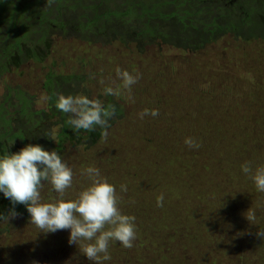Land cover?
Returning a JSON list of instances; mask_svg holds the SVG:
<instances>
[{
  "label": "rangeland",
  "instance_id": "obj_1",
  "mask_svg": "<svg viewBox=\"0 0 264 264\" xmlns=\"http://www.w3.org/2000/svg\"><path fill=\"white\" fill-rule=\"evenodd\" d=\"M263 56L264 41H243L230 34L210 43L200 53L172 46H150L139 53L135 45L91 44L57 35L43 62L29 60L0 74V102L7 87L19 88L34 97L36 110L48 111L49 96L44 85L49 73L82 75L91 96L101 98L99 92L113 82L117 66L139 72L141 79L131 92L115 97L125 110L124 120L115 130L131 128L135 149L145 150L143 163H136L129 175H114L112 165H126L125 148L118 150L111 161L104 144L67 143L62 152L76 173L69 194L74 195L86 183L80 171L88 165L98 166L117 185L127 184L128 191L120 193L121 207L137 217V239L132 248L115 242L114 253L109 248L112 259L104 264H157L142 263L140 259L160 246L156 242L142 246L147 237L143 229L147 226H154L158 237L168 240L162 246L167 264H264V238L257 235L264 231V193L258 192L241 171V164L246 161H251L253 167L264 164V126L259 128L254 125L258 122L249 123L239 115L254 106L261 109L254 97L264 104ZM196 76L200 77L206 100H179L174 95L180 94L176 91L190 96L192 90L186 83H192ZM10 98L18 101L15 93ZM146 108L158 109L163 119L156 120L151 115L141 119L139 113ZM219 108L233 111L219 113ZM193 110H203V114L211 111L214 115H207L208 121H199L209 122L201 125L192 116ZM242 119L246 123L240 122ZM164 121L172 127L168 136L158 137V141L151 138L146 143L162 144V155L177 154L178 159L172 168L160 173L147 160L156 153L154 144L145 148L139 136L147 127L161 130ZM186 137H193L200 146L189 147L184 142ZM141 166L143 170L138 171ZM56 195L50 184L45 185L42 196L46 201ZM160 195L164 197L163 207L157 206ZM222 210L225 216L220 218ZM150 214L159 221L168 216L165 223L169 227L162 226L160 223L164 222L158 223ZM252 214L255 219L249 221L247 215ZM174 221L179 224L167 223ZM169 231L175 236L173 240ZM69 234L68 229L41 232L31 224L30 214L2 221L0 264H94L81 253L79 245L69 244Z\"/></svg>",
  "mask_w": 264,
  "mask_h": 264
},
{
  "label": "trees",
  "instance_id": "obj_2",
  "mask_svg": "<svg viewBox=\"0 0 264 264\" xmlns=\"http://www.w3.org/2000/svg\"><path fill=\"white\" fill-rule=\"evenodd\" d=\"M227 34L243 41H264V0H54L51 6L47 5V0H0V74L10 72L29 60L43 62L50 54L53 39L57 35L91 44L111 45L121 42L132 47L135 45V50L139 53H144L150 46H172L185 52L200 53L210 43ZM84 83L82 75L49 73L44 85L49 96L48 111L36 110L34 97L18 90L19 88L7 87L0 102V154L18 151L29 142L56 148L61 153L67 143L78 142L90 146L104 144L110 161L115 159L118 150L125 148V167L112 165L111 170L114 175L118 172L129 175L136 163H143L142 154L145 150L135 149L136 143L132 139H136L130 127L120 128L121 132L115 130L125 117L123 105L115 96H103L99 92L106 105H116V114L111 118L107 140L102 139L99 127L95 131L81 130L77 133L68 123L69 114L62 113L55 107L59 93H84L91 96L92 92ZM201 85L200 77L196 76L192 83H186L192 90L190 96L183 91H176L180 94L174 95L188 103L190 102L187 100L204 101L206 98ZM11 93H15L17 102L10 101ZM254 100L261 104V109L254 106L239 115L247 118L249 123L258 122L254 125L260 128L264 126V104L256 97ZM11 108L13 111H10ZM222 110L233 111L231 108H219V113ZM193 112L192 116L197 123L205 121L207 115H214L211 111H206L207 114H203V110ZM233 115L236 123L235 114ZM156 117V120H161L164 116L159 113ZM243 119L240 122H244ZM164 124L161 130L147 127L139 136V141L145 144V148L148 144H154L156 153L148 156L147 160L151 168L160 173L172 168V164L178 159L177 154L172 157L162 155L159 152L162 144L146 143L151 138L158 141V137L168 136L172 127L166 121ZM54 129L57 131L54 132ZM153 160L155 162L152 164ZM141 169L143 170L142 166L138 171ZM128 179L125 178V181ZM11 208L10 200L0 193V213L7 214ZM16 210L18 217L29 215L23 204H17ZM222 216H225L223 210L220 218ZM167 217L161 221L156 216L153 218L158 223L164 222L160 223L162 226L169 227L165 223L169 220ZM167 223L179 224L176 221ZM154 228L147 226L143 229L147 237L142 246L146 243L153 246L155 242L156 246H160L156 252L151 250L141 256V262L167 264L162 246L168 240L166 237H158V229ZM150 229L152 231L149 233ZM186 229L190 232L188 227ZM168 235L171 240L175 238L171 231ZM158 238L160 241H156ZM115 246V242L110 245L113 253Z\"/></svg>",
  "mask_w": 264,
  "mask_h": 264
},
{
  "label": "clouds",
  "instance_id": "obj_3",
  "mask_svg": "<svg viewBox=\"0 0 264 264\" xmlns=\"http://www.w3.org/2000/svg\"><path fill=\"white\" fill-rule=\"evenodd\" d=\"M53 3L54 0H47L48 6ZM141 76L135 70L117 66L115 79L103 88L102 95L119 97L125 91L131 92ZM55 107L69 114L68 123L77 133L99 127L102 139L107 140L111 118L116 114L115 104L106 105L100 97L84 93H59ZM148 115L158 116L159 110L146 108L139 113L141 119ZM184 142L189 147L200 146L193 137H186ZM241 171L258 192L264 193V164L253 167L251 161H246L241 164ZM75 175L63 153L41 143L29 142L18 151L0 154V193L12 204L7 214L0 213V220L17 217L16 205L23 204L31 224L41 232L70 230L69 244L79 245L81 253L94 264H104L112 259L109 248L113 242L132 248L137 239V217L121 207L120 193L127 192L128 187L126 183L117 185L98 166L88 165L80 171L86 183L72 195L69 189L74 186ZM47 184L57 194L48 201L42 196ZM163 204L164 197L160 195L157 206L163 207ZM247 218L252 221L255 215ZM257 235L264 238V231Z\"/></svg>",
  "mask_w": 264,
  "mask_h": 264
}]
</instances>
